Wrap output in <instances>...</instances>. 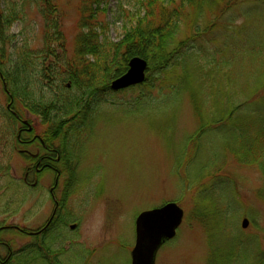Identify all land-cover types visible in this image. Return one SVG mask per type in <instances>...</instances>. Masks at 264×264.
Masks as SVG:
<instances>
[{
	"label": "rangeland",
	"instance_id": "obj_1",
	"mask_svg": "<svg viewBox=\"0 0 264 264\" xmlns=\"http://www.w3.org/2000/svg\"><path fill=\"white\" fill-rule=\"evenodd\" d=\"M137 1L107 0L100 6L103 11L98 20L111 40L121 38ZM52 4L53 21L64 33L66 51L72 55L80 0H52ZM41 5L27 3L24 19L10 28L32 51L42 45L45 18ZM223 6H218L220 11ZM218 16L209 31L201 33L207 40L204 52L212 54V59L231 56L229 71L220 74V93L228 95L223 101H241L244 94L242 101L264 107V76H258L264 73V0H236L231 10ZM228 31L235 33L231 37ZM225 39L234 46L220 53ZM191 55L181 93L159 99L161 93L154 88L147 97L151 101H133L139 91L118 92L112 97L115 105L105 107L92 124L81 143L77 179L70 185L65 177L60 179L54 192L55 199L62 200L67 223L66 230L55 238L60 254L58 263L53 264H130L137 215L167 202L177 203L184 216L175 237L158 250L155 264H238L243 250L248 258L257 252L264 255L262 172L258 165L241 163L222 149V138L213 130L200 141L194 140L195 131L203 125L201 116H208L213 100L203 97L209 92L203 88L198 101L197 64ZM220 70L214 66L211 71ZM214 74L216 78L218 73ZM8 101L0 82V102L8 105ZM212 106L221 111L220 104ZM21 112L26 131L34 127L33 133L39 135L43 129L37 116ZM215 126L219 129L220 124ZM35 149L18 146L5 160L13 182L26 181L31 189L16 210L11 203L19 195L8 190L9 180L0 181V227L8 229L0 234L4 243L0 259L6 258L9 250L32 243L16 228L24 232L40 229L54 207L48 194L54 176L44 173L36 179L35 170L26 175L29 164H34L27 156ZM243 218L248 220L245 228L241 226ZM72 224L75 227L70 229ZM237 238L245 244L240 245Z\"/></svg>",
	"mask_w": 264,
	"mask_h": 264
},
{
	"label": "trees",
	"instance_id": "obj_2",
	"mask_svg": "<svg viewBox=\"0 0 264 264\" xmlns=\"http://www.w3.org/2000/svg\"><path fill=\"white\" fill-rule=\"evenodd\" d=\"M106 1L80 0L78 33L73 53L69 55L65 35L53 21L52 0H0V82L9 100L8 105L0 102V181L9 180L8 190L19 195L14 204L11 203L13 209L20 208L23 197L31 188L27 187L26 181L13 182L5 160L18 146H34V153L39 157L44 153L41 143H26V137L34 134V127L31 133H27L21 121V109L39 119L43 129L39 136L48 148L59 154V172L64 175L65 183L70 185L77 179L82 140L105 107L115 105L112 97L118 92L137 90L140 95L133 101H151L147 97L154 88L161 93L159 99L173 92L181 93L184 84L181 80L186 78L184 75L191 52L194 54V65L197 64V97L203 88L206 91L208 88V95L203 97L209 98L208 102L213 100L212 104L221 105L220 111L210 103L209 114L201 116L203 125L195 131L193 138L198 141L213 130L222 138V149L230 151L237 161L258 165L262 172L261 195L264 198V107L255 105L254 101H242L244 94L240 95L241 101H223V98L228 100V95L220 93V74L225 75L229 71L231 56L212 59V54L204 52L207 40L201 33L209 31L218 14L224 16L236 0H138L135 4L137 8L130 13L128 25L123 27L118 41L107 36L98 20L99 12L103 11L100 6ZM27 3L42 4L40 9L45 18L42 45L37 51H32L26 40L19 41L10 32L15 22L24 19ZM223 4L224 10L220 11L218 6ZM227 33L232 37L235 31ZM233 46L231 40L225 39L220 53ZM134 56L147 61L145 80L125 90L112 91L110 82L126 71L129 59ZM214 66L221 69L216 71V78L213 76L216 72L211 71ZM258 76L260 78L264 73ZM218 98L221 101H217ZM218 123L220 127L216 129ZM7 150L9 153H6ZM27 159L34 163L37 161L30 156ZM35 175L38 179L39 175ZM62 219L57 214L40 237H35L31 244L17 251H11L2 264L58 263L60 251L57 248L60 245L55 246L58 241L55 238L66 230ZM66 223L65 218L64 225ZM236 240L240 245L245 244L244 240ZM239 253L238 259L241 260L238 264L251 261L252 264H264V255L258 252L250 258L246 257L244 250ZM248 259L251 261L248 262Z\"/></svg>",
	"mask_w": 264,
	"mask_h": 264
},
{
	"label": "water",
	"instance_id": "obj_3",
	"mask_svg": "<svg viewBox=\"0 0 264 264\" xmlns=\"http://www.w3.org/2000/svg\"><path fill=\"white\" fill-rule=\"evenodd\" d=\"M146 70L147 61L144 58L131 57L126 71L111 81L110 89L118 91L141 84L145 80ZM183 216V209L175 202L141 211L135 219V241L130 251V264H155L158 250L175 237ZM247 224L248 220L243 218L242 228ZM74 227V224L70 225L71 229Z\"/></svg>",
	"mask_w": 264,
	"mask_h": 264
},
{
	"label": "flooded vegetation",
	"instance_id": "obj_4",
	"mask_svg": "<svg viewBox=\"0 0 264 264\" xmlns=\"http://www.w3.org/2000/svg\"><path fill=\"white\" fill-rule=\"evenodd\" d=\"M20 133V132H19ZM18 133V134H19ZM27 133H31V131H28ZM35 142L41 143L44 153L39 157L37 153H30L29 156L32 157V159L37 160L34 164H29V170L27 169L26 175L30 171L35 170V174L37 175H43L44 173L53 175L54 176V184L53 186L48 190V194L51 196L52 201L54 202V207L52 209L51 215L47 222L38 230L36 231H26L24 232L21 229L16 228L21 233H25L31 240H33L35 237H40L45 230L48 228L49 224L55 218L57 214L62 216L61 223L64 226V214H63V208L60 207V201L55 199L54 192L56 188L58 187V183L60 179H64V175L59 172L58 166L60 165V156L58 153L55 152L54 149L48 148L43 140H41V137L37 134H32L30 138L27 139L26 143L34 144ZM64 187V182H63ZM62 201V200H61ZM51 219V220H50ZM1 231H8L7 226H1ZM4 243L0 241V246H3ZM11 254V250H9L6 257H8ZM4 262V259H0V264Z\"/></svg>",
	"mask_w": 264,
	"mask_h": 264
}]
</instances>
